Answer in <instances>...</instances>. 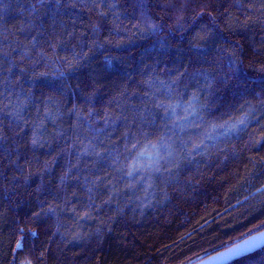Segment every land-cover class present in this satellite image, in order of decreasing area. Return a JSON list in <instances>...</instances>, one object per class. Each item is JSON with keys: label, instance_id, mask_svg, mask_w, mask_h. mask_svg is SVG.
Listing matches in <instances>:
<instances>
[{"label": "trees", "instance_id": "16d2710c", "mask_svg": "<svg viewBox=\"0 0 264 264\" xmlns=\"http://www.w3.org/2000/svg\"><path fill=\"white\" fill-rule=\"evenodd\" d=\"M54 2L0 0V127L10 126L4 134L16 141H7L15 151L0 149V264L25 256L33 264H196L264 231L261 89L236 87L226 61L215 64L218 53L187 24L181 29L176 14L154 19L163 24L154 32L136 0H59L53 20ZM197 2L183 17L202 26L192 20ZM233 2L244 5L229 12L254 53L264 45V0ZM39 73L46 81L63 73L75 91L40 90L32 79ZM225 74L228 85L219 83ZM145 149L157 157L138 158ZM173 158L183 161L175 177L164 171ZM231 264H264V247Z\"/></svg>", "mask_w": 264, "mask_h": 264}, {"label": "snow or ice", "instance_id": "6c2138e0", "mask_svg": "<svg viewBox=\"0 0 264 264\" xmlns=\"http://www.w3.org/2000/svg\"><path fill=\"white\" fill-rule=\"evenodd\" d=\"M61 4L59 0H55L54 3H50L47 5L50 9V17L54 20L56 15L59 13V9L61 8ZM10 7V5L5 4V14L7 12V9ZM41 7H45L44 4H41ZM74 7V5H73ZM135 10H138L140 14L144 17L145 23L148 26V30L156 31L157 29L163 30V24L157 25L154 22V19H160L162 21L166 22V18L171 17L173 14H176L179 19L176 20V23L180 25V28L183 29L185 25L187 24V27L191 28L194 32H196V38L201 44L207 45L210 49H214L218 53V58L214 57V63L223 67L226 61L227 67L231 70L230 75L234 77L237 81L236 87L240 86V82L243 81L245 86H247L248 82L251 81L253 84H255L257 87L261 89V92L264 93V45L259 50H256L254 53L252 51L251 46L249 45V42L246 37L241 35V25L239 23V18L236 17V23L232 22V16L229 12V9L232 7H240L243 8V4L235 3L233 0H198L196 3V8L201 9V11H198L195 13V15L192 17L193 21L196 20H204V23L201 25H193L188 24L187 21L184 20L183 14L188 11L189 8L192 7V0H182V2H177V0H136L135 4L132 6ZM248 7H252V5H248ZM261 9H264V3L260 5ZM21 14L24 12V8L20 7ZM31 12L37 13L38 9L35 4L31 5ZM205 18H207L205 20ZM37 19H41L40 17H37ZM224 20L226 21L223 28H220V25L218 21ZM181 21H184L181 23ZM246 23V22H245ZM261 23H264V20L261 21ZM36 25L35 20H30L28 22L27 27L33 28ZM42 26V25H41ZM20 31H24L23 28L20 29ZM181 38H183V31L180 32ZM234 37H238L236 39H233ZM198 46V45H197ZM255 55L256 59L255 62L252 61L251 56ZM248 62L247 64L245 62ZM259 65L257 68L255 65ZM245 67L251 69L253 72L256 73L255 77L245 75L244 69ZM11 71V69H9ZM28 69H21V75L23 76ZM47 73H39L38 75L33 76V86L37 87L38 89H51L54 93L58 94L59 97L69 96L72 92L75 91V88L68 83L67 77L63 75V73L58 74V79L53 81H46L42 80L41 77L46 76ZM36 81H39L38 84H36ZM219 83H222L224 85H228L229 83V74H225L222 79H220ZM77 88H80L81 85H76ZM208 87H211L209 85ZM42 95H45L42 91ZM198 99V97L194 98ZM264 99V97H262ZM53 97L49 96L48 101H52ZM154 107L157 109H162L165 107V105L161 103H155ZM174 112V109H170ZM11 115V113H9ZM165 117L168 116V112L164 113ZM16 117L18 119H23V116L20 112L16 113ZM187 120V117L184 118ZM145 123H148L149 125L154 124L155 120H146ZM240 125L245 124V120L239 121ZM7 127L8 131H13V129L10 126H4L0 127V149H2L5 152H8L9 150L15 151L14 149H11V145L7 144L8 140H13V137L6 136L4 134V128ZM19 127V125H17ZM237 131H240L239 128H237ZM16 135H19V133H16ZM145 136H147V133H144ZM262 139H264V136H262ZM13 142H16L13 140ZM253 143V146L256 145L257 142L250 141ZM32 145L40 144L41 141L38 139L35 135L31 139ZM42 146V145H41ZM261 148H264V143L259 145ZM135 147V145H133ZM159 147H163V145L159 144H153V149H158ZM202 149L201 145H196L193 147L192 151H197ZM93 151H95V145L93 146ZM165 151L168 152L169 157H173V153L171 151H168L167 147H165ZM98 157H100L101 160L104 159V156L102 153L96 152L95 153ZM145 155L155 159L158 155L157 151L148 152L147 149H145L144 152H138L137 157L142 158ZM182 155V154H181ZM192 155V152H189V156ZM19 158V156H17ZM264 159V158H262ZM170 164L173 165V168H169L167 165L164 167V171H167L169 176L175 177L178 175L179 170L182 167L183 161L178 158H173L169 161ZM132 168H136V162L134 161L132 164ZM47 169V165H45V170ZM160 169H157L159 171ZM17 171L20 172V177L24 181H28L32 177V173L30 171H26L21 168H17ZM38 174V173H37ZM66 175V174H65ZM127 175L131 176L133 175L132 171H128ZM13 179H16V177H13ZM43 179V177H41ZM63 181V178H61ZM41 190L45 192L48 195L53 196L54 198H58V194L56 192L50 191L46 188H43L41 186ZM15 191V189H13ZM91 191V190H90ZM165 198H167V193L165 192ZM39 199V198H38ZM91 200V197H89ZM49 210L52 212H55V208H52L49 206ZM34 215L39 216L40 213H34ZM87 215V213L85 214ZM257 228H264V222L261 223V225H258ZM264 238V231H257L256 235L249 236L247 239L243 240L241 243L235 244L232 247L227 248L223 253H218L215 258L209 257V260L212 261L213 259L219 260L221 257L224 256H232L239 253H242L248 249L254 248L259 240ZM23 236L20 240L16 242V248L22 249L23 245L21 241L23 240ZM76 237H73V240H75ZM80 239H83V237H80ZM71 242V241H69ZM17 257H13V260H16ZM18 264H33V261L31 258L25 256L23 258H19Z\"/></svg>", "mask_w": 264, "mask_h": 264}, {"label": "water", "instance_id": "95a60500", "mask_svg": "<svg viewBox=\"0 0 264 264\" xmlns=\"http://www.w3.org/2000/svg\"><path fill=\"white\" fill-rule=\"evenodd\" d=\"M241 242H239V243H241ZM263 247H264V238L259 240L254 248L248 249V250H246V251H244L242 253H239V254H236V255H232V256H224V257H221L219 260L213 259L212 261H210L209 257H208V258L204 259L203 261H201L199 263H196V264H231L235 260H237V259H239L241 257L247 256V255H250V254L256 252L257 250H259V249H261ZM224 251L219 252V253H223ZM217 254L212 255L210 257L215 258L217 256Z\"/></svg>", "mask_w": 264, "mask_h": 264}, {"label": "rangeland", "instance_id": "374dc122", "mask_svg": "<svg viewBox=\"0 0 264 264\" xmlns=\"http://www.w3.org/2000/svg\"><path fill=\"white\" fill-rule=\"evenodd\" d=\"M258 194H259V192H258ZM248 209H249V207H248Z\"/></svg>", "mask_w": 264, "mask_h": 264}]
</instances>
